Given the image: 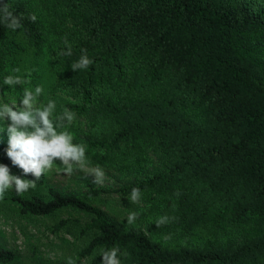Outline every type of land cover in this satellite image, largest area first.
<instances>
[{"label": "trees", "instance_id": "1", "mask_svg": "<svg viewBox=\"0 0 264 264\" xmlns=\"http://www.w3.org/2000/svg\"><path fill=\"white\" fill-rule=\"evenodd\" d=\"M38 1L46 25L24 0H0L23 17L12 31L0 14V93L9 87V33L20 32L38 51L47 48V92L62 99L56 113L70 111L90 125L82 143L87 163L139 172L153 154L159 165L128 184L81 196L52 186L46 197L12 195L19 210L87 213L76 262L88 255L87 264H100L101 250L118 247L121 264H264V0ZM65 40L70 56L58 55L67 51ZM85 51L93 64L74 71ZM23 87L11 90L21 95ZM7 147L0 141V164L23 175ZM133 188L141 190L136 213L143 227L108 218L88 199L131 195ZM164 215L169 223L157 227ZM197 230L205 234L197 244L156 239ZM13 256L0 245V262Z\"/></svg>", "mask_w": 264, "mask_h": 264}, {"label": "rangeland", "instance_id": "2", "mask_svg": "<svg viewBox=\"0 0 264 264\" xmlns=\"http://www.w3.org/2000/svg\"><path fill=\"white\" fill-rule=\"evenodd\" d=\"M26 5L32 12L38 16L44 25L49 20V16L41 7L38 0H24ZM9 42L5 47V75H19L27 77L30 82L24 84L21 95H16L12 92L10 87H4L3 92L0 93V104L2 103H20V98L23 97L24 89H31L34 91L37 85L43 87V93L38 97V106H43L49 100L56 102V111L62 99L59 96L50 95L47 92V85L51 82V73L48 68L46 46H41L39 51L35 47L26 43L20 32L9 33ZM8 37V38H9ZM19 69V72L14 71ZM81 121V123H78ZM100 123H97L96 128L92 127V131L100 128ZM88 122L83 119L74 120L70 125H67L66 130L69 131L73 137H76L77 144H82ZM6 122L0 121V141L8 142V134L6 131ZM64 130V129H61ZM57 160L54 162L53 169L45 173L39 179L40 182L36 184L35 189H29L27 192L20 194L22 196H29L36 194L38 196L46 197V189L52 186L61 192H73L82 195L84 191L89 188H114L119 185H125L132 180H138L143 177L145 171L159 165V160L150 154L148 160L142 162L141 171H129L120 168L111 162V165H95L87 163L88 168L100 167L105 172L104 181L102 184H94L93 177L86 175L81 170H76L69 175L64 173L63 165ZM13 175H18L10 171ZM14 189L6 192L4 199L0 200V245L10 248L14 252L11 260L0 262V264H67L69 257L72 258L74 264H87L89 256L81 257L78 262L77 251L86 244L88 233H80V226L84 220L88 218V214L82 211L70 208L61 207L46 214H29L21 212L19 206L12 198L15 195ZM129 195H118L116 192H107L105 194L88 197L89 201L99 207L103 213L114 220L127 225L126 217L129 213L139 210L142 201L132 203ZM147 217V216H146ZM66 219L65 224L58 230L54 231L50 225L59 219ZM147 220L149 217L146 218ZM143 220H136L134 224L143 227ZM151 229H146L149 233ZM205 238L203 231H191L179 236L172 234L158 233L157 240L162 241L170 246L179 244H197L200 240ZM101 264V262H100Z\"/></svg>", "mask_w": 264, "mask_h": 264}, {"label": "clouds", "instance_id": "3", "mask_svg": "<svg viewBox=\"0 0 264 264\" xmlns=\"http://www.w3.org/2000/svg\"><path fill=\"white\" fill-rule=\"evenodd\" d=\"M5 26L12 31L22 28L23 17L15 15L9 10L7 4L0 6ZM29 19L35 22L37 17L33 14ZM67 51L58 55L70 56L72 54L71 45L65 40ZM93 64V60L88 57L86 51L71 68L74 71L87 69ZM14 71L19 72V69ZM30 82L27 77L19 75H7L4 77V85L11 89L17 85ZM43 93V87L37 85L33 90L24 89L20 103L0 104V121L6 122L8 134V147L6 154L12 165L22 169L23 175H13L9 166L0 164V200L4 199L6 192L14 189L17 195L27 192L30 188L35 189V180L53 169L54 162L59 160L63 165L66 174H73L76 170L83 171L86 175L93 177L94 184H102L105 172L100 167L88 168L86 162V146L73 143L72 134L66 130L74 120V113L63 111L56 113V102L49 100L46 105L38 106V97ZM64 129V130H61ZM28 174H32L35 179H25ZM141 190L133 188L130 196L132 203H137L140 199ZM179 195V193H176ZM138 219V214L131 212L126 217L127 224L131 225ZM167 215L155 220L157 227L169 223ZM120 249L113 247L110 250H101V264H121L119 259ZM67 264H74L71 257Z\"/></svg>", "mask_w": 264, "mask_h": 264}]
</instances>
